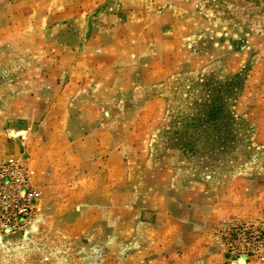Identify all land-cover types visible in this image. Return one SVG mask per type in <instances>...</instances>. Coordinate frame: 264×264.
<instances>
[{
  "label": "rangeland",
  "instance_id": "rangeland-1",
  "mask_svg": "<svg viewBox=\"0 0 264 264\" xmlns=\"http://www.w3.org/2000/svg\"><path fill=\"white\" fill-rule=\"evenodd\" d=\"M264 264V0H0V264Z\"/></svg>",
  "mask_w": 264,
  "mask_h": 264
},
{
  "label": "water",
  "instance_id": "water-1",
  "mask_svg": "<svg viewBox=\"0 0 264 264\" xmlns=\"http://www.w3.org/2000/svg\"><path fill=\"white\" fill-rule=\"evenodd\" d=\"M239 263H241V264L244 263V258H243V257H241V258L239 259Z\"/></svg>",
  "mask_w": 264,
  "mask_h": 264
}]
</instances>
